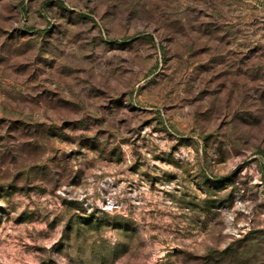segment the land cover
Instances as JSON below:
<instances>
[{
	"label": "rangeland",
	"instance_id": "374dc122",
	"mask_svg": "<svg viewBox=\"0 0 264 264\" xmlns=\"http://www.w3.org/2000/svg\"><path fill=\"white\" fill-rule=\"evenodd\" d=\"M0 264H264V0H0Z\"/></svg>",
	"mask_w": 264,
	"mask_h": 264
},
{
	"label": "trees",
	"instance_id": "16d2710c",
	"mask_svg": "<svg viewBox=\"0 0 264 264\" xmlns=\"http://www.w3.org/2000/svg\"><path fill=\"white\" fill-rule=\"evenodd\" d=\"M230 249H227L226 251L223 252V254H229Z\"/></svg>",
	"mask_w": 264,
	"mask_h": 264
}]
</instances>
